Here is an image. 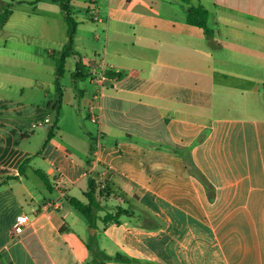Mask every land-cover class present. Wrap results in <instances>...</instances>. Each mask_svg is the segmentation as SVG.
I'll return each instance as SVG.
<instances>
[{"label":"crops","instance_id":"1","mask_svg":"<svg viewBox=\"0 0 264 264\" xmlns=\"http://www.w3.org/2000/svg\"><path fill=\"white\" fill-rule=\"evenodd\" d=\"M7 2L0 0V10ZM192 3L208 8L211 36L188 23ZM192 3L112 0L107 20L96 21L100 26L87 22L83 28L79 23L75 49L89 68L81 81L90 83L79 90L63 85L59 121L65 105L76 109L84 105L88 118L93 109L100 127L98 135H92L97 144L87 143L86 150L77 154L56 138L61 131L58 123L38 152L41 167H33L29 153L0 142V182L18 175L28 157L33 172L41 169L51 181L50 187L44 183L46 189L33 188L24 174L0 185V264H88L90 252L84 257L66 236L67 231L79 234L65 221L63 209L71 205L68 195L87 201L90 177L100 188L109 187L106 209L114 211L130 202L153 216L147 223L127 217L107 227L97 220L95 234L102 236L100 245L108 253L121 251L154 264H264V117L232 112L236 104L218 93L219 86H226L259 94L261 83L243 71L231 74L240 85L227 86L224 68L217 65L208 46L210 40L220 45L229 42L234 58H264V0ZM16 6L0 28V63L19 67L33 63L19 55L35 52L34 27H41L42 37L52 21L38 22ZM65 33L67 23L58 42L62 49ZM59 52L48 44L37 50L40 56L48 53L55 58ZM108 70L124 74L115 78ZM5 75L17 78L14 73ZM4 88L7 84L0 82V89ZM49 97L46 93L44 103L36 100L33 105L48 111L56 92ZM3 102L9 101L0 100V106ZM242 105L250 103L246 99ZM8 122V110H0V133H7ZM50 122L46 112L33 127ZM109 139L115 144L110 146ZM175 148L191 150L194 161L217 187L214 201ZM24 213L31 214L34 222L17 235L12 226Z\"/></svg>","mask_w":264,"mask_h":264},{"label":"rangeland","instance_id":"2","mask_svg":"<svg viewBox=\"0 0 264 264\" xmlns=\"http://www.w3.org/2000/svg\"><path fill=\"white\" fill-rule=\"evenodd\" d=\"M111 1L112 0H98L101 6L100 11V8L98 9L96 0H73V14L78 22L82 26L84 25L83 28L87 27L85 25L87 22H95L100 26V21L96 22L97 20L93 17V15H95L94 10L97 12V14H99L101 21L103 19L107 20L109 13L107 5ZM16 10L21 11V14H23L25 11L29 12L32 14L33 19L37 20L38 22L41 19H50L52 23H54V25L51 23L50 26H47V28H49V32L46 31L42 37L39 35V30L41 27L39 25L34 27L31 43L35 52L31 55H19V57L24 61H33V63L29 62L31 66L28 65V62L25 63V65H21L19 67L0 63V72H2V74H0V82L7 84V88L0 89V100L9 101L3 102L0 106L1 112L7 109L9 116L7 133L6 131H2L0 133V142L13 143L15 146H17V152L20 151L22 153H29L33 159L31 162L32 166L38 167V152L42 150L45 141L49 136V131L55 123L56 112L52 110V108L46 111L44 106L33 104L36 100L42 101L44 103L45 100H47L46 93L49 94V99L52 98L55 92L56 58L48 53L40 56L37 54V50L40 46L48 44L51 49L55 48L57 51L60 50L59 53H61L63 49L58 42L64 38L66 21L61 12L60 4L53 0H45V2H43L39 7H34L29 4H17ZM210 21L211 20L208 21L209 27L212 30ZM92 26H94V24H92ZM96 30L99 32L98 28ZM65 35L67 34L65 33ZM2 44H5V42L3 41ZM251 44L259 47V44L256 42H252ZM85 45L89 46L88 43ZM208 46L209 49L216 55L217 65L224 68L222 70L226 75V77L224 76V80H226L227 86H230L231 83L235 84L236 87L240 85L239 82L233 80V75L231 74L234 72L243 71L249 72L251 75L256 77V80L259 83H261V92L259 94L249 93L250 95L247 94L245 90L240 91L238 89H231L226 86H219V97L225 98V95H227V98L231 99V101L236 104V106L234 105L233 108H231L232 112L234 113H250L264 117V58H234L233 46L229 42L220 45L217 42L210 40ZM75 69L76 59L74 56H70L66 64L65 75L61 80L65 87L73 86L75 88V79L73 76ZM211 70L213 69H210V71ZM7 72L16 74L17 78L8 79L5 75ZM89 83V80H80L78 89ZM31 84H34V88L30 86ZM23 87H25L24 91ZM246 99L250 103L248 107H244L242 105ZM80 106L81 107L76 109L72 106L65 105L64 115L59 121V127L61 128V131L56 129L58 132L56 138L60 142L72 148L79 155H81L82 151L86 150V147H88L87 143L93 144L95 142V144H97V140H92V135H98V130L100 128L99 123H97L98 121L95 122L91 118L87 117V111L84 105ZM46 112L51 115L52 122L45 123L36 128L33 127L35 120L39 117H44ZM108 142H110V146L115 144V141L111 139H109ZM32 166H28L26 168V181L31 184L33 188L39 187L46 189V185L44 184L45 182L39 175L33 172ZM39 167H41V165ZM46 193H48L49 196L53 194L47 190ZM110 202L113 204L117 203L115 200H110ZM135 210V216L128 217L132 221L141 223H147L148 221H151L147 214H144L146 212L143 210ZM63 211L65 213V221L71 227L75 228L79 234L77 235L73 233V231H67L66 236L74 243V245L84 257H89V252L91 255V251L89 250L87 243L96 244L99 242L100 244L103 240L102 236L93 232V229L95 230L96 228L90 227L87 219L73 206L67 204L65 205ZM103 213L104 211L101 212V214ZM157 222L159 221L157 220ZM81 238L84 239L85 242L82 241Z\"/></svg>","mask_w":264,"mask_h":264},{"label":"trees","instance_id":"3","mask_svg":"<svg viewBox=\"0 0 264 264\" xmlns=\"http://www.w3.org/2000/svg\"><path fill=\"white\" fill-rule=\"evenodd\" d=\"M41 1L42 0L8 1L0 10V28H2L6 24V22L12 15L15 5L29 4L34 7H38ZM53 1L60 4L61 12L67 23V41L65 43V46L63 47L62 52L59 54L58 57H56L55 92L57 99L55 101V104L51 107L52 110L56 112V120L49 131V136L45 141L43 147H45V145L52 138V136L56 132V129L58 128L59 114H60V109L63 105V93H64L63 84L61 80L66 72V64L68 57L72 55H76L78 57L76 61V69L75 72L73 73L76 89H78L79 81L89 75L88 64L85 63L82 54L75 49L76 35H77L79 22L73 14V9H72L73 0H53ZM183 1L192 3L193 0H183ZM209 14L210 13L208 8L205 7L204 5L193 4L192 11L188 15V23L206 29L209 32V35L211 36L212 30L209 27V22H208ZM107 72L110 75L114 76L115 78H120L124 74L122 71L108 70ZM92 150H94V148ZM175 150H177L184 158L190 173L196 176L203 183V185L206 188L210 201H214L217 194V187L214 184V182L194 161L191 150L190 149L185 150L180 148H175ZM30 160H31L30 157L26 158L20 165L19 168L20 173L18 175L7 176L6 178L3 179V181L0 182V185L5 183L8 179H19L21 175L26 174V168L30 165ZM35 173L42 178V180L46 183V185H48L49 187L51 186V181L46 173H44L41 169H35ZM88 182H89V187L85 193L87 201H84L79 197L70 196V195H68L66 199L78 212H80L87 219L91 227L96 228L97 220H101L104 224V227H107L112 223H122L124 221V217L135 216L136 208L134 204L130 202L128 203L127 206L118 205L114 211H110L106 209L104 205V199H106L110 195L109 187L100 188L98 183L96 182V179L92 177L89 178ZM103 211L104 213L101 214V212ZM144 214H147L148 218L151 219V221L153 220V216L151 214H149L148 212ZM87 246L91 251V255H92L88 264H107V262L109 261H118V262H125L131 264H154V262L150 260L130 256L121 251L117 252L116 254H110L100 246L99 242H97L96 244L87 243Z\"/></svg>","mask_w":264,"mask_h":264},{"label":"built area","instance_id":"4","mask_svg":"<svg viewBox=\"0 0 264 264\" xmlns=\"http://www.w3.org/2000/svg\"><path fill=\"white\" fill-rule=\"evenodd\" d=\"M94 12H95V15H93L94 19L99 20L100 19L99 14H97L95 10ZM91 119L95 122L98 121V116L96 113H94L93 109L91 112ZM47 120H50V119L47 118ZM33 222H34L33 216L29 213H24L15 219L12 229L15 234L20 235L26 230L27 227L32 225Z\"/></svg>","mask_w":264,"mask_h":264},{"label":"water","instance_id":"5","mask_svg":"<svg viewBox=\"0 0 264 264\" xmlns=\"http://www.w3.org/2000/svg\"><path fill=\"white\" fill-rule=\"evenodd\" d=\"M95 231H96V229H95V230L93 229V232H94V233H95Z\"/></svg>","mask_w":264,"mask_h":264}]
</instances>
